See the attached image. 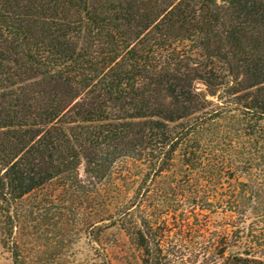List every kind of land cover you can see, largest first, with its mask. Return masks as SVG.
Instances as JSON below:
<instances>
[{"label":"trees","instance_id":"trees-1","mask_svg":"<svg viewBox=\"0 0 264 264\" xmlns=\"http://www.w3.org/2000/svg\"><path fill=\"white\" fill-rule=\"evenodd\" d=\"M216 104L246 121L247 180L224 205L202 198L227 220L206 261L264 264V0H0V213L9 223L18 201L59 182L81 203L101 197L106 227L144 264H168L141 199L116 203L121 190L104 185L131 160L148 196L178 156L209 184L201 148Z\"/></svg>","mask_w":264,"mask_h":264},{"label":"rangeland","instance_id":"rangeland-1","mask_svg":"<svg viewBox=\"0 0 264 264\" xmlns=\"http://www.w3.org/2000/svg\"><path fill=\"white\" fill-rule=\"evenodd\" d=\"M198 88L205 89L200 83ZM209 97L223 105L218 98ZM222 107L217 104L213 107L220 117L209 123L201 148L205 159H211L215 166L208 173L209 184L198 181L199 176H205L198 170L191 178L186 177L178 156L171 170L157 179L148 196H142L144 191L138 195L141 174L131 160L117 162L104 185L107 191L121 190L122 194L114 199L116 203L134 197L141 199L147 216L159 224L154 230L164 238L163 248L171 256L168 264H207L209 249L213 250V244L222 237L227 220L225 214L214 213L212 205H206L211 211L205 209L202 198L210 202L226 201L231 186L247 180L243 165L237 163L248 140L242 129L246 121L233 105ZM222 110L225 113L221 114ZM256 136L260 137L258 133ZM262 209L255 226L264 237ZM105 211L101 197L81 203L68 193V186L59 182L45 185L18 201L9 223L0 213V264H144L139 248L127 235L117 227H106ZM250 214L247 213L248 219L252 218ZM141 218L137 207L135 219ZM238 249L229 248L225 256Z\"/></svg>","mask_w":264,"mask_h":264}]
</instances>
